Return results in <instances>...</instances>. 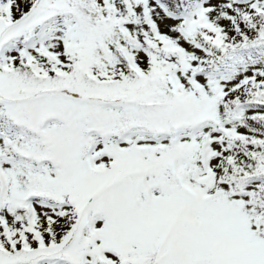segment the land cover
<instances>
[{"label": "snow or ice", "instance_id": "snow-or-ice-1", "mask_svg": "<svg viewBox=\"0 0 264 264\" xmlns=\"http://www.w3.org/2000/svg\"><path fill=\"white\" fill-rule=\"evenodd\" d=\"M0 264H264V0H0Z\"/></svg>", "mask_w": 264, "mask_h": 264}]
</instances>
